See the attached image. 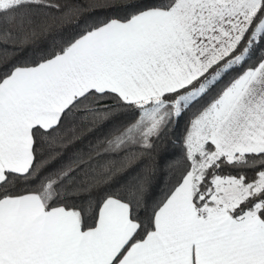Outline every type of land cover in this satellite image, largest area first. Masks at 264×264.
<instances>
[{
  "label": "snow or ice",
  "instance_id": "snow-or-ice-1",
  "mask_svg": "<svg viewBox=\"0 0 264 264\" xmlns=\"http://www.w3.org/2000/svg\"><path fill=\"white\" fill-rule=\"evenodd\" d=\"M0 264H264V0H0Z\"/></svg>",
  "mask_w": 264,
  "mask_h": 264
},
{
  "label": "trees",
  "instance_id": "trees-1",
  "mask_svg": "<svg viewBox=\"0 0 264 264\" xmlns=\"http://www.w3.org/2000/svg\"><path fill=\"white\" fill-rule=\"evenodd\" d=\"M67 2H68V3H72L73 0H67ZM81 2H82V3H86L87 0H81ZM152 163H153V162L149 161V162H148V165L150 166ZM165 171H166V169H165ZM167 178H168L167 176H164V177H163V179H165V180H166Z\"/></svg>",
  "mask_w": 264,
  "mask_h": 264
}]
</instances>
